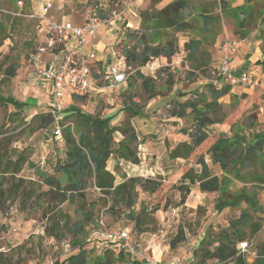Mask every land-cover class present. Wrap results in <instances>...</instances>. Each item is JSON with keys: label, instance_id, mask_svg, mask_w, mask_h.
Segmentation results:
<instances>
[{"label": "rangeland", "instance_id": "rangeland-1", "mask_svg": "<svg viewBox=\"0 0 264 264\" xmlns=\"http://www.w3.org/2000/svg\"><path fill=\"white\" fill-rule=\"evenodd\" d=\"M54 1L61 2L63 6L58 13L60 16L56 18L58 22L68 19L77 25L88 16L86 0ZM187 1L188 6L184 10L187 30H166L155 44L163 46L169 41L178 45L179 52L171 60L152 58L143 67L132 60L128 64L131 70L126 86L116 91L91 93L84 101L73 102L85 114L113 117L112 126L123 127L129 121L134 129L137 139L133 147L139 163L131 164L145 168V175L133 177L135 174L132 173L128 177L125 166L121 165L117 157H111L108 161V168L116 174V183L131 178L138 180L132 197L135 214L131 216L124 202L113 196L102 195L95 187L87 188L83 197L69 195L64 203L60 199L56 201L55 196L49 192V187L39 177L37 171L54 174V166L65 157L62 143L54 137L55 126L34 131L38 116L48 108L43 92H38L37 88H32L27 82L29 58L38 40L39 20L35 16L40 12L39 5L43 0H0V93L29 104L24 112L0 105V150L6 151L8 157L13 159L22 154L28 160L21 173L15 177L0 175V192L4 191L3 196L0 193V264H62L63 244L68 242L73 248V243L81 238L70 231V226L64 225L79 219L87 224L84 219L86 215L91 218V223L85 227L88 241L103 223L109 230L123 229L129 232L133 245L145 262L152 258L158 262L160 259L172 261L177 258L180 260L178 264H200L196 252L204 237L209 235L212 239L218 238L227 231L230 221L241 218L243 213L246 217L240 225L246 239L237 241L236 248L238 250L241 242H247L249 249L244 253L246 264H260L259 258L264 256V154L250 169L236 166L235 169L231 167V172L225 173L219 165L212 162L209 150L213 141L210 138L195 145L201 133L199 127L194 126L191 111L188 110L187 116L182 119L172 113L180 110L178 102H194L200 100V96L208 104L212 102L208 88L210 84L226 86L218 77L221 59L219 47L226 38L245 41L242 51L245 60L252 58L251 62L264 74V61H261L264 59V0H255L251 5L245 0H227L233 12L234 9L245 6L247 19L243 28L237 24L234 15L221 11L219 0ZM166 2L167 0L143 1L139 9L136 8L138 16H130L131 19L127 20H131L133 28L128 32H135L133 36L136 38H130L127 32L125 38L118 37L116 40L114 31H110L113 36L108 48L121 41L116 46L120 53L128 46L138 47L141 51L142 46L138 42L145 31L141 13L148 11L154 14L173 1L165 4ZM116 9L120 10L112 6L108 13ZM200 14L211 18L212 24H204ZM189 39L197 41L199 47L198 53L192 58L188 57L189 54L184 49ZM152 42L147 37V45H153ZM104 49L100 45L95 46L98 54L103 55ZM111 49L112 53L113 46ZM257 58L259 59L256 61ZM17 64L20 69L16 77L7 79L4 76L5 70ZM235 65L236 60L234 68ZM138 72L156 78L159 89L157 98L149 100V94L143 89L139 79L134 86L129 87ZM158 72L161 74L157 75ZM247 89L246 93L243 88H232L228 95L219 100L216 108L207 109L206 116L213 122L209 128L217 136L241 135L250 140L264 133V90L260 86ZM180 93L183 94L182 97ZM132 103L145 116L133 117L126 112L125 107L133 106ZM202 105L203 103L199 108L206 111ZM159 110L162 111L161 114L158 113ZM78 124L75 115L68 116L61 121L63 133L65 128H70L75 133ZM123 139L120 133H115L114 146ZM185 143L194 146L192 154L186 158H173L171 153ZM203 159L211 175L226 178L232 194L246 193L254 198L259 211L255 212L244 202L238 208L219 213L216 209L219 194L202 193L198 185L191 186V194L183 204L177 188L187 172L201 171L203 164L199 160ZM17 185L20 187L16 194L8 192ZM27 193L33 197L29 198L25 195ZM39 195L41 197L37 199L36 196ZM114 203L115 207L110 209ZM137 216L142 222L145 217L154 219V223L144 225L143 232L136 231L134 218ZM255 228L258 230L252 235ZM181 229L186 234V240L172 249L171 241ZM47 230L53 236L48 235ZM62 233L64 238L61 239ZM216 246L217 244H213L209 248L214 250ZM100 249L101 245L97 252H101ZM131 260L129 264H132ZM204 264L221 263L208 260Z\"/></svg>", "mask_w": 264, "mask_h": 264}, {"label": "trees", "instance_id": "trees-1", "mask_svg": "<svg viewBox=\"0 0 264 264\" xmlns=\"http://www.w3.org/2000/svg\"><path fill=\"white\" fill-rule=\"evenodd\" d=\"M221 11L224 14L231 13L234 15L237 24L243 28L247 19V12L245 6L238 7L233 10L230 8V4L227 0H219ZM248 5H251L255 0H245ZM188 6L187 0H175L168 4L162 10L150 14L146 11L141 13L144 34L139 39L140 48L133 47L124 51L128 56V64L130 61H137L139 67L146 66L151 62V59H159L161 57L171 60L173 56L179 52V46L173 45L171 42H166L163 46L161 44L155 45L159 40L162 32L170 29H174L177 32H184L187 30V22L184 18V10ZM244 15V17H242ZM264 19V11H263ZM202 21L207 26H210L213 22L211 18L201 15ZM129 33V32H128ZM135 32H130L128 36L131 38ZM134 39L136 36H133ZM149 37L152 39L153 45L149 46L146 43V39ZM198 42L193 39H189L184 45V49L188 52V57H194L198 53ZM264 52V51H263ZM20 69V65H13L7 68L4 72V76L7 79L15 78L17 71ZM158 72L157 75H160ZM220 78V75L218 76ZM134 81L129 83V87L139 79L141 86L149 94V100L155 99L159 96V89L156 85L155 77H148L141 73H137V77L132 78ZM129 80V79H128ZM128 82V81H127ZM171 84V82H169ZM211 101L209 104L207 101L200 100L190 101L187 100L184 103H179V111H173L172 115L182 119L187 116L188 110L194 115V126L199 127L201 133L200 137L196 140L195 145L202 144L207 138L213 141V145L209 150L212 162L221 167L223 172H231V167L241 166L243 169H250L254 163L262 158L264 154V133L248 140L241 135L227 136L223 134H215L212 129L209 128L213 124L211 119L207 118V109L217 107L221 98L228 95L232 89L231 86H219L210 84L208 86ZM181 97L183 94H179ZM86 96L73 98V102L84 101ZM203 103L202 107L206 111L201 110L199 106ZM0 105L4 107H12L17 112H24L28 109L29 104L22 102L12 96H5L0 93ZM133 106L125 107V111L131 113L133 117L145 116L137 109V105L132 103ZM75 115L79 124L75 129V133L70 128H65L63 133L62 147L65 149V157L57 162L54 166V174H46L37 171L39 177L43 179L49 187V192L55 196V200L65 202L69 195L83 197L84 191L89 187H95L99 189L102 195L113 196L117 200L124 202L126 208L130 211L131 216L134 215V203L132 197L134 196L137 179L131 178L125 182L116 185L115 175L107 170L108 161L111 157H117L120 160L138 164L139 160L133 143L136 141L137 136L134 129L131 127L129 121L125 122L123 127L112 126L113 117H99L90 114H85L80 108L72 105H68L64 109L62 120L64 121L68 116ZM38 123L34 131L46 130L49 127L54 126V119L51 115L42 114L37 118ZM120 133L123 136V140L114 146V135ZM183 148V149H182ZM194 151V146L190 144H183L181 148H177L171 153L173 158H186ZM27 158L20 154L17 159L8 157L6 151L0 150V175H8L15 177L23 170L24 165L27 163ZM204 159L199 160L200 164H203V168L200 172L196 170H190L182 178L178 191L181 195V202L184 204L191 194V186L198 185L199 190L202 193H218V202L216 209L219 213L226 209L238 208L242 203H247L255 211H259L258 203L246 193L232 194L226 178L220 179L217 176H213L210 170L204 164ZM235 169V168H234ZM189 181V182H188ZM19 185L11 188L8 191L11 194H16L19 189ZM155 191V190H153ZM1 196L4 195L2 190ZM29 198L33 197L31 194H25ZM40 195L36 196L40 199ZM115 207V203L110 206V209ZM79 212H77L78 214ZM133 213V214H132ZM139 215V214H138ZM246 214L243 213L242 217L237 220H231L229 228L220 234L218 238L212 239L211 236L206 235L200 243V248L197 250L196 255L200 264L206 263L208 260H216L221 264L227 262H234V264H246L244 254H241L236 248L237 241H243L246 239V234L241 229V223L244 221ZM87 222H83L81 219L76 220L72 224L68 222L64 227L70 226V231L77 237H81L75 243H73L72 251L64 255L62 264H129L131 255L129 253L121 252L118 255L114 250L105 243L104 240L94 236L88 241L86 237L85 227L91 222V218L86 215L84 218ZM137 216L134 218L135 230L139 232L144 231V225L154 223V219L144 218V221ZM67 225V226H66ZM149 230V229H148ZM258 228L252 231V235L257 232ZM48 235L53 236L46 231ZM60 238H64L62 233ZM186 234L181 229L175 238L171 241L170 247L176 249L179 244L185 242ZM242 243V242H241ZM217 244L214 250H210V246ZM101 245V252H97ZM2 255H0L1 257ZM260 264H264V256L259 258ZM132 261V260H131ZM132 264H146L144 259L139 257L134 258Z\"/></svg>", "mask_w": 264, "mask_h": 264}, {"label": "built area", "instance_id": "built-area-1", "mask_svg": "<svg viewBox=\"0 0 264 264\" xmlns=\"http://www.w3.org/2000/svg\"><path fill=\"white\" fill-rule=\"evenodd\" d=\"M138 1L140 0H86L88 16L84 18L81 26L65 19L58 22L51 16L54 9L52 0L44 1L40 12L35 16L39 20L38 40L29 58L31 72L27 82L32 88H44L45 85L48 87V109L43 114H49L54 119V137L60 143H63L61 120L64 109L73 104L75 96L84 97L106 90L116 91L126 86L131 67L128 65L126 52L120 53L116 49L121 41L113 45L114 61L100 71L96 69V54L86 51V48L102 27L114 31L116 40L118 37L125 38L128 30L133 29L127 21V16H138L135 12ZM112 6L120 10L108 13ZM240 44V40L235 38H226L222 42L218 69L220 79L232 88L247 89L260 86L264 90V81L259 78L257 72L250 69L235 71L233 63ZM158 113L161 114L162 111L159 110ZM94 236L104 240L117 255L125 252L133 259L141 258L133 245L130 233L126 230H109L101 223V228L92 237ZM63 248V255L72 251L68 242L63 244ZM248 249L247 242L239 244L241 254L248 252ZM146 261V264H173L153 259Z\"/></svg>", "mask_w": 264, "mask_h": 264}, {"label": "crops", "instance_id": "crops-1", "mask_svg": "<svg viewBox=\"0 0 264 264\" xmlns=\"http://www.w3.org/2000/svg\"><path fill=\"white\" fill-rule=\"evenodd\" d=\"M31 1H33V0H31ZM44 1H46V0H43V2ZM53 1V3H54V9H53V11H52V13H51V16H53L55 19L56 18H58V16H60V15H58V13L61 11V9H62V5H61V2H57V1H54V0H52ZM63 1V0H62ZM143 1H145V0H140V1H138L137 2V9H139V7H140V5H141V3H143ZM171 0H167V2L165 3V4H167L168 2H170ZM172 1H175V0H172ZM162 3H164V1L162 2ZM42 5H43V3L41 4V5H39V11H40V9H41V7H42ZM135 12H136V10H135ZM77 17V16H76ZM76 17H74V19L76 18ZM242 17H244V15H242ZM129 18L131 19V17H130V15L129 16H127V20H129ZM63 20V19H62ZM61 20V21H62ZM65 20H67L68 21V19H65ZM84 21V20H83ZM83 21H82V23H78L76 26H81L82 24H83ZM130 23V25L132 26V22H131V20L129 21ZM105 31V32H104ZM111 30L108 28V27H102L101 29H100V31L98 32V34L91 40V43H90V45L86 48V51H92V52H94L95 54H96V56H97V62L95 63L97 66H96V69L97 70H103V69H105V68H107L109 65H110V63H112L113 61H114V58H113V56H112V54L113 53H111V48H112V46H113V44H111V46H110V49L108 48V45L110 44V38L112 39V33L110 32ZM116 39V38H115ZM115 39L113 40V41H115ZM223 42V41H222ZM222 42H221V44H222ZM240 42H241V44H240V46H239V50H238V53H237V55L235 56V60H236V65H235V71H244V70H252V71H255V72H257V74H258V76H259V78L261 79V80H264L263 78H264V74L261 72V70L257 67V66H255L254 64H253V62H251L252 61V58L251 59H248L247 61L245 60V58H244V54L242 53V51H243V45H244V43H245V41H241L240 40ZM221 44H220V46H221ZM96 45H100L102 48H104L105 47V49H104V54L103 55H101V54H98L97 52H96V50H95V46ZM220 48V47H219ZM263 55H264V52H263ZM243 58V59H242ZM259 58H257L256 59V61L258 60ZM261 61H264V59H261ZM28 75H27V79H28V76H29V74H30V72H31V68L29 67L28 68ZM38 90V92H43V94L45 95V101H46V103H47V99H48V94H49V89H48V87L45 85V87L43 88V87H40V88H37ZM233 89H237V88H233ZM244 89V88H243ZM243 91H245L246 93H247V91H248V89H245V90H243ZM68 100V99H67ZM119 162H121V165H123V166H125V168H124V170H125V172L127 173V175H128V177H131L130 176V174H132V173H134L135 174V176H133V177H140V175L141 176H143V175H145L144 174V169L145 168H143L142 166L141 167H139V166H137V165H133V164H131V163H127V162H124L123 160H120L119 159ZM144 164V163H143ZM148 168V167H147ZM159 169V168H158ZM107 170L108 171H110V172H112L114 175H116L115 174V172L113 171V170H110L108 167H107ZM153 171V170H152ZM162 172V171H161ZM147 173V175H148V173H149V171H147L146 172ZM116 177V176H115ZM121 183H123V182H121ZM121 183H116V181H115V184L116 185H119V184H121ZM120 230V229H119ZM155 247H157V245H155ZM153 259V258H152ZM178 261H180L179 259H174V260H172V261H163L162 259H160L159 260V262H165V263H175V264H177L178 263ZM179 264H180V262H179Z\"/></svg>", "mask_w": 264, "mask_h": 264}]
</instances>
